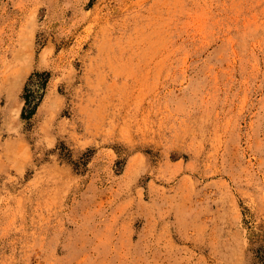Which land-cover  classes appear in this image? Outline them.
<instances>
[{"label": "rangeland", "instance_id": "1", "mask_svg": "<svg viewBox=\"0 0 264 264\" xmlns=\"http://www.w3.org/2000/svg\"><path fill=\"white\" fill-rule=\"evenodd\" d=\"M263 256L264 0H0V264Z\"/></svg>", "mask_w": 264, "mask_h": 264}, {"label": "trees", "instance_id": "2", "mask_svg": "<svg viewBox=\"0 0 264 264\" xmlns=\"http://www.w3.org/2000/svg\"><path fill=\"white\" fill-rule=\"evenodd\" d=\"M45 75V74H44ZM43 75V76H44ZM47 77V75H45V78ZM44 87V83L42 84V88ZM31 104L29 98H26V107H28L29 105ZM36 105L33 106V108L35 107ZM34 113V109L30 110L29 111V115H32ZM264 257V256H263Z\"/></svg>", "mask_w": 264, "mask_h": 264}]
</instances>
